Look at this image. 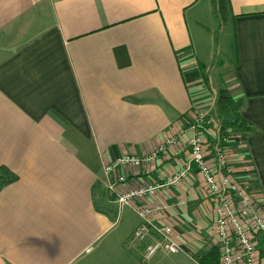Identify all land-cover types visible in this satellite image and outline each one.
Masks as SVG:
<instances>
[{"label": "crops", "instance_id": "1", "mask_svg": "<svg viewBox=\"0 0 264 264\" xmlns=\"http://www.w3.org/2000/svg\"><path fill=\"white\" fill-rule=\"evenodd\" d=\"M212 1L0 0V166L18 177L0 191V264H199L217 247L195 169L155 199L165 207L155 224H170L181 250L148 260L130 242L139 201L119 204L104 173L151 153L193 112L215 117L198 59L218 19ZM229 5L234 60L218 87L244 98L257 130L230 137L229 168L264 206V0ZM187 159L120 171L116 192L157 184Z\"/></svg>", "mask_w": 264, "mask_h": 264}, {"label": "built area", "instance_id": "2", "mask_svg": "<svg viewBox=\"0 0 264 264\" xmlns=\"http://www.w3.org/2000/svg\"><path fill=\"white\" fill-rule=\"evenodd\" d=\"M229 140L220 136L215 117L208 112H193L184 126L158 141L151 153L126 154L105 164L106 186L110 193L117 194V202L139 201L135 210L142 221L132 232L130 242L142 247L145 260L158 252L176 254L181 250L173 227L155 224V218L165 210L155 199L163 189H179L195 169L213 206L219 264H264V206L229 168ZM183 152L188 153L187 161L159 183L133 185L123 193L116 192L127 179L125 171L157 160L179 159Z\"/></svg>", "mask_w": 264, "mask_h": 264}, {"label": "trees", "instance_id": "3", "mask_svg": "<svg viewBox=\"0 0 264 264\" xmlns=\"http://www.w3.org/2000/svg\"><path fill=\"white\" fill-rule=\"evenodd\" d=\"M213 15L223 24L230 18L229 0H213ZM244 107V98L233 96L226 86L216 89L214 101L215 119L221 137L240 134H256L257 130L241 117ZM17 175L5 166H0V191L17 180ZM199 264H219L217 247L205 255L198 257Z\"/></svg>", "mask_w": 264, "mask_h": 264}, {"label": "rangeland", "instance_id": "4", "mask_svg": "<svg viewBox=\"0 0 264 264\" xmlns=\"http://www.w3.org/2000/svg\"><path fill=\"white\" fill-rule=\"evenodd\" d=\"M210 28L212 30L211 45H208L207 48L202 47V52H200L198 59L202 60L201 62L209 68L207 75L211 82V88L216 90L221 78L223 80L225 75L230 77L227 71L230 70L231 72L234 60L233 33L231 25L228 24L227 26H223L220 19H214L212 27ZM205 35L208 41L210 35ZM202 40H205V36L202 37ZM223 73L226 74L223 75ZM227 80L228 79L223 81L228 83ZM210 95H215V92L210 93ZM212 96L211 98L213 99Z\"/></svg>", "mask_w": 264, "mask_h": 264}]
</instances>
